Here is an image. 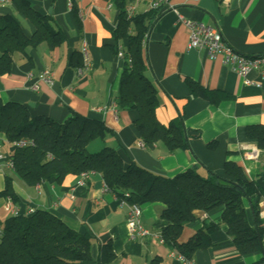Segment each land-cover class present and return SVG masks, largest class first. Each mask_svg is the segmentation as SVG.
Returning <instances> with one entry per match:
<instances>
[{"label":"crops","instance_id":"1","mask_svg":"<svg viewBox=\"0 0 264 264\" xmlns=\"http://www.w3.org/2000/svg\"><path fill=\"white\" fill-rule=\"evenodd\" d=\"M2 1L0 15L13 16L24 34L31 37L35 28L17 11L16 0ZM25 1L33 11L49 17L51 26L60 30L64 40L54 49L46 44L30 49L27 58L16 53L10 74L0 78L2 102L23 105L31 116H44L59 123L72 115L102 123L110 132L103 142L97 143L99 150L116 149L126 163L133 162L164 178L187 170H194L203 178L209 173L222 175L227 162L241 167L248 180H255L258 173L264 172V151L258 150L257 161L244 156L245 147L255 146L247 140L245 128L264 125V84L245 86L239 76L223 67L221 59L211 60L204 51L188 50L189 30L172 11L186 20L217 29L232 50L253 57L264 55V0H169L160 11L143 48L147 75L159 100L157 120L167 127L178 116L182 118L188 149L174 154H168L159 145H145L133 126L137 114L118 105L116 82L122 60L114 52L118 11L113 0ZM125 3L127 9L133 7L135 15H139L149 11L151 0H125ZM84 45L91 67L78 77L75 69L80 67L78 61L82 63ZM117 46L123 52L127 50L125 41ZM45 70L53 74L54 82L51 86L39 83L35 91L33 86ZM248 78L258 80L253 73ZM187 80L206 90L221 91L229 99L212 105L192 98ZM0 137L4 141L0 149V192L5 179L10 178L18 198L13 203L0 196V236L7 218L44 210L75 231L93 237L91 264H95L98 246L107 243L116 256L111 264H182L172 258L173 251L165 244L152 239H130L126 227L128 207L104 190L100 175L91 173L83 185L78 184V176H68L60 185L42 183L38 189L29 187L8 166L15 150L13 144ZM210 144H214L213 148ZM140 210L141 224L160 234L165 226L160 219L163 206L150 204ZM245 210L247 222L253 226L248 204ZM260 210L264 223V199ZM221 212L222 208H217L209 213H196L195 222L185 227L181 241L189 239L204 223L219 224ZM211 241L210 248L196 252L193 264H254L262 258V254L240 256L225 227L214 233ZM262 245L264 250V236Z\"/></svg>","mask_w":264,"mask_h":264},{"label":"trees","instance_id":"2","mask_svg":"<svg viewBox=\"0 0 264 264\" xmlns=\"http://www.w3.org/2000/svg\"><path fill=\"white\" fill-rule=\"evenodd\" d=\"M15 2L17 11L33 24L35 31L27 37L13 16L0 15V78L10 74L16 53L27 58L30 49L41 44L54 49L64 40L60 30L51 26L49 17L33 11L25 0ZM112 3L118 11L114 41L127 43L116 82L119 107L137 114L133 126L145 145H159L168 154L187 150L181 116L167 127L157 120L158 95L147 75L143 39L160 12L148 11L127 19L125 0ZM186 85L190 97L212 105L229 99L223 92L206 90L193 81L187 80ZM109 132L102 123L84 116L72 115L59 123L48 117L31 116L27 107L0 99V136L9 144L30 143L15 148L10 156L14 174L27 186L60 185L68 176L98 174L107 191L127 205L161 204L160 219L165 226L160 235L165 245L184 259L192 261L196 252L210 248L211 236L225 227L240 256L262 254L254 264H264V223L260 219L264 172L258 173L255 180H248L241 167L227 162L222 175L209 173L203 178L194 170H187L173 178H164L133 162L126 163L119 151L110 147L88 153V146L95 141L103 142ZM245 136L258 150L264 151V125L247 126ZM0 196L16 203L12 179H5ZM246 204L252 212L253 226L246 219ZM217 208H222L219 224L204 223L189 239L181 241L185 227L195 222L196 213H209ZM92 238L44 210L27 216L15 215L2 224L0 264H91ZM115 260L110 243L98 246L95 264H111Z\"/></svg>","mask_w":264,"mask_h":264},{"label":"built area","instance_id":"3","mask_svg":"<svg viewBox=\"0 0 264 264\" xmlns=\"http://www.w3.org/2000/svg\"><path fill=\"white\" fill-rule=\"evenodd\" d=\"M0 2H3L0 0ZM169 4V0H151L149 4V11H161L164 6ZM171 8V7H170ZM169 8V9H170ZM177 21L183 24L189 30L188 37V50L204 51L207 57L211 60L221 59L222 65L225 69L235 73L243 81L245 86L260 87L264 84V55L261 56H245L232 50L228 45L225 44L222 35L215 28L206 26L201 23L192 22L184 19L180 16L177 11ZM135 16V9L133 7L128 8L126 12V18L131 19ZM146 36L143 39V44ZM117 57L123 61L124 52L119 49L116 54ZM82 64L80 67L75 69L76 76L80 77L85 72L90 70V62L88 58L87 47L84 45L81 49ZM129 63V60H127ZM256 74L258 77L257 81H251L248 77L250 74ZM30 78H32L30 76ZM37 83L34 84L33 89L38 90V84L43 83L51 86L54 82L53 74L49 70L43 71L37 78ZM4 141L0 137V149ZM30 145L28 141H20L13 143L14 148H24ZM259 151L255 146H247L244 148V156L248 160L257 161ZM1 159V156H0ZM8 166L12 169L10 160ZM13 170V169H12ZM91 173H82L78 176V184L83 185L88 176ZM38 189V185L35 186ZM104 190L106 189L105 184L103 185ZM127 197V196H126ZM122 205L128 207L126 227L130 239L132 240H145L152 239L160 244H165L163 238L159 233L151 232L141 224V210L140 207L135 205H127L124 201L119 200ZM172 258H177L182 264H193L191 260L184 259L182 256L173 253Z\"/></svg>","mask_w":264,"mask_h":264},{"label":"rangeland","instance_id":"4","mask_svg":"<svg viewBox=\"0 0 264 264\" xmlns=\"http://www.w3.org/2000/svg\"><path fill=\"white\" fill-rule=\"evenodd\" d=\"M97 143H99V141L96 142L95 144L92 143V144H90V145L88 146V148H87L88 153L95 152V151H97V150H99V149L101 148V147H100V148L98 149V147L96 146Z\"/></svg>","mask_w":264,"mask_h":264},{"label":"water","instance_id":"5","mask_svg":"<svg viewBox=\"0 0 264 264\" xmlns=\"http://www.w3.org/2000/svg\"><path fill=\"white\" fill-rule=\"evenodd\" d=\"M29 107L33 108V105H29Z\"/></svg>","mask_w":264,"mask_h":264}]
</instances>
